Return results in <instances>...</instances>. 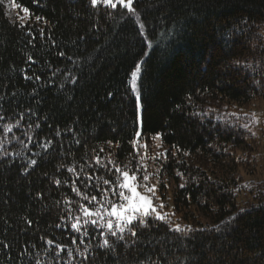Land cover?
<instances>
[{
	"label": "trees",
	"instance_id": "trees-1",
	"mask_svg": "<svg viewBox=\"0 0 264 264\" xmlns=\"http://www.w3.org/2000/svg\"><path fill=\"white\" fill-rule=\"evenodd\" d=\"M11 2L25 16L0 3V264H264V183L247 186L242 172L264 104V0H134V12ZM109 160L142 189L157 185L172 211L133 224L135 238L109 234L106 249V228L89 225L85 236L70 225L87 203L73 180L102 196L100 177L122 179Z\"/></svg>",
	"mask_w": 264,
	"mask_h": 264
},
{
	"label": "snow or ice",
	"instance_id": "snow-or-ice-1",
	"mask_svg": "<svg viewBox=\"0 0 264 264\" xmlns=\"http://www.w3.org/2000/svg\"><path fill=\"white\" fill-rule=\"evenodd\" d=\"M2 2L3 0H0V3ZM132 2L133 0H91L93 6H97L98 4L103 3L112 8H116L117 3H119L129 12H134L135 10L132 7ZM23 11L25 13H28L29 10L27 8H24ZM37 19L39 20L41 18L37 17ZM141 27H143V25H141ZM139 72L140 67L137 66L136 70L132 73L130 81L132 85V90L134 93H136V98L138 102L140 100V95L136 82L139 78ZM36 79H39V77H37ZM0 119H4V117L0 116ZM37 127H39V125H37ZM12 128L13 125H6L5 131L11 132ZM137 135H139V133H137ZM29 139H31L30 136ZM50 143L51 141H48L44 145V147L47 148L48 144ZM0 146H2V142H0ZM101 151H103V149H101ZM4 154L8 155L7 152H5ZM94 159L97 165H101L104 168L108 167L107 164L102 165L101 158L99 156L95 157ZM30 163L32 165H35L37 161L33 159L30 161ZM108 163L113 165L115 171L120 174L122 179L114 185L113 181L100 177L103 185L107 186L101 188L99 185H97V191L101 192L102 196L88 195L85 192H82L80 187L76 185V181L73 180L72 191L75 192L77 196L81 197V199L87 201V203H77L79 214H72L71 220H73L74 222H72L70 225L71 229L74 230L76 233H80L85 236L88 235L86 229L89 225H91L93 228L106 227L108 229V233H102V236L104 238L103 243L100 245L101 248L106 249L111 248L113 246V242L110 241V239L108 238L109 234L112 237H116L117 240L123 241L125 239L123 234L126 230L129 232L130 237H137L136 229L131 227L133 224L138 223L143 227H149L148 221L145 218L150 215V212L151 214H154L155 219L161 221L165 220V216L157 212L156 208L152 206L151 199L138 191L140 185L137 182V177L135 175H130L129 172L126 170L122 171L119 167H116L114 162L111 160H109ZM68 171L73 173L76 180H79L81 178L80 173L77 172L76 168H68ZM80 171L83 172V166L81 167ZM84 179L89 182L86 184V187H92L93 185L91 184V181L96 179V177L93 174H86ZM143 179L147 180L148 177L145 176ZM54 183L59 186L61 181L57 179L54 181ZM182 186L183 185H181V187ZM147 190L149 192H152L153 194L155 193L154 188H148ZM111 196L119 197V202L113 201L111 199ZM66 203L70 205L73 203V201L69 200L66 201ZM161 207H163V205H161ZM69 212H72V209H69ZM106 217H108V219H106ZM112 218H115V227ZM174 230L177 232L183 231L178 225L175 227ZM117 233H119V235ZM75 242L76 241L74 239L73 243ZM136 242V240L132 239L126 241V243ZM47 244L53 245L54 242L52 240H48ZM55 247L58 249L59 252H64L66 246L56 244ZM67 255L71 257L72 252L70 250L67 251ZM81 255L83 256V259L85 261L89 259L88 255H85L84 253H81Z\"/></svg>",
	"mask_w": 264,
	"mask_h": 264
},
{
	"label": "rangeland",
	"instance_id": "rangeland-1",
	"mask_svg": "<svg viewBox=\"0 0 264 264\" xmlns=\"http://www.w3.org/2000/svg\"><path fill=\"white\" fill-rule=\"evenodd\" d=\"M2 4H4L6 6L8 12H9V15L12 18L18 19V18H20L19 16L24 18L25 14L22 12H19L18 9L16 8V6L11 2V0H3ZM132 4H133V2H132ZM117 5H121V4L117 3ZM139 27L141 29H143V27H141V24H139ZM140 72H141V67H140ZM140 72L138 74V77H140ZM138 80H139V78H138ZM138 80L136 82L137 87H138ZM130 85H131V83H130ZM131 90H132V85H131ZM132 92H133V90H132ZM134 95L136 96V93H134ZM255 114L257 116V122H255L254 124L252 123V125L250 124L251 126L248 125L249 134H248L247 139H248V142H250V140L252 139L251 140L252 143H250V144L251 145L257 144L258 149H257V147H255L257 151H254V152L251 151L250 152V155H251L250 162L248 165H246V167L242 168V172L246 174L245 184L247 186L253 185L254 183H257V184L258 183H264V104L259 105V108L257 110H255ZM232 152L234 153V156H236V157H239V156L242 157V155H243V151L241 148L238 149V151L236 150V151H232ZM243 157H244V155H243ZM143 188L144 189L139 187L138 191L141 192V194H143L146 197L151 199L152 206L156 208L157 212H159L161 215H164L165 220H166L168 218V215L172 211L171 202H167L157 192V188H158L157 185L152 184V185L147 186V187L143 186ZM148 188H154L155 193L153 194L152 192H149L147 190ZM239 201L243 207L251 205L255 202V200L252 198V195L242 196ZM161 205H163V207H161ZM166 206H168V207H166ZM150 215L154 216V214H151V212H150ZM106 219H108V217H106ZM112 219H113V224L115 226V223H116L115 218H112Z\"/></svg>",
	"mask_w": 264,
	"mask_h": 264
}]
</instances>
